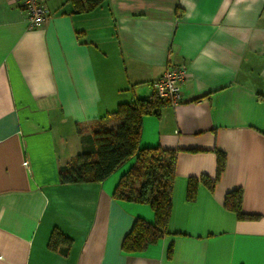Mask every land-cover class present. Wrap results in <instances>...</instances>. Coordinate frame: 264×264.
Segmentation results:
<instances>
[{"label":"crops","instance_id":"obj_1","mask_svg":"<svg viewBox=\"0 0 264 264\" xmlns=\"http://www.w3.org/2000/svg\"><path fill=\"white\" fill-rule=\"evenodd\" d=\"M29 29L0 0V264H264V0H106L72 11L44 0ZM169 64H184L181 100L142 119L140 146L177 149L168 233L140 252L122 243L147 205L113 197L132 161L100 183L62 184L81 151L77 128L153 94ZM213 189L190 178L216 173ZM242 190L238 219L225 195ZM57 228L68 246L48 248ZM171 247V252L168 249Z\"/></svg>","mask_w":264,"mask_h":264},{"label":"trees","instance_id":"obj_2","mask_svg":"<svg viewBox=\"0 0 264 264\" xmlns=\"http://www.w3.org/2000/svg\"><path fill=\"white\" fill-rule=\"evenodd\" d=\"M68 1L73 12L81 13L97 8L106 0ZM165 102L167 101L158 98L153 92L146 97L119 103L108 115V119L117 121L114 126L108 127L104 119H99L89 126L88 133L77 128L82 143L81 151L58 171V180L62 184L100 183L125 163L132 161L120 175L113 197L129 203L147 205L153 220L147 222L139 217L135 219L122 243L123 250L129 253L144 250L168 233L177 149L140 146L143 117L158 114ZM224 166L225 154L216 151L215 176L202 174L199 178H190L186 190L187 200H194L200 183L213 189ZM224 206L235 212L238 219L257 218L242 210L241 189L228 192ZM69 243L70 238L54 228L48 248L54 251L59 246H68ZM170 252L171 247L168 249V253Z\"/></svg>","mask_w":264,"mask_h":264},{"label":"built area","instance_id":"obj_3","mask_svg":"<svg viewBox=\"0 0 264 264\" xmlns=\"http://www.w3.org/2000/svg\"><path fill=\"white\" fill-rule=\"evenodd\" d=\"M16 3L26 13V22L29 29L42 27L49 18V11L44 0H8ZM184 64H169L163 75L153 82L154 94L169 103L176 104L181 100V86L186 79Z\"/></svg>","mask_w":264,"mask_h":264}]
</instances>
